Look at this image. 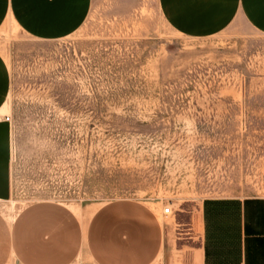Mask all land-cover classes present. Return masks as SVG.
<instances>
[{
    "label": "rangeland",
    "instance_id": "obj_1",
    "mask_svg": "<svg viewBox=\"0 0 264 264\" xmlns=\"http://www.w3.org/2000/svg\"><path fill=\"white\" fill-rule=\"evenodd\" d=\"M0 52L11 73L0 109L13 136V192L0 200L9 219L49 200L87 222L138 199L165 222L154 264H195L203 203L264 195V36L245 21L192 38L159 0H98L60 39L6 19Z\"/></svg>",
    "mask_w": 264,
    "mask_h": 264
},
{
    "label": "crops",
    "instance_id": "obj_2",
    "mask_svg": "<svg viewBox=\"0 0 264 264\" xmlns=\"http://www.w3.org/2000/svg\"><path fill=\"white\" fill-rule=\"evenodd\" d=\"M98 0H0V27L12 18L40 40L76 32ZM122 1V0H111ZM164 19L178 33L204 38L245 21L264 36V0H159ZM11 73L0 52V109ZM12 127L0 118V200L12 196ZM195 264H264V195L205 201ZM166 246L165 222L147 202L118 199L84 221L68 205L37 201L12 219L0 211V264H154Z\"/></svg>",
    "mask_w": 264,
    "mask_h": 264
},
{
    "label": "built area",
    "instance_id": "obj_3",
    "mask_svg": "<svg viewBox=\"0 0 264 264\" xmlns=\"http://www.w3.org/2000/svg\"><path fill=\"white\" fill-rule=\"evenodd\" d=\"M5 120H6V121H10V120H11V117H10V116H6V117H5ZM163 212H164L165 214L171 213V207H170V206L165 207L164 210H163Z\"/></svg>",
    "mask_w": 264,
    "mask_h": 264
}]
</instances>
